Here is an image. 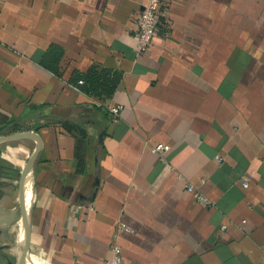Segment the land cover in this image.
Segmentation results:
<instances>
[{"label":"crops","instance_id":"crops-1","mask_svg":"<svg viewBox=\"0 0 264 264\" xmlns=\"http://www.w3.org/2000/svg\"><path fill=\"white\" fill-rule=\"evenodd\" d=\"M148 2L0 0V264H264V0Z\"/></svg>","mask_w":264,"mask_h":264},{"label":"built area","instance_id":"built-area-1","mask_svg":"<svg viewBox=\"0 0 264 264\" xmlns=\"http://www.w3.org/2000/svg\"><path fill=\"white\" fill-rule=\"evenodd\" d=\"M163 7L162 0H149L141 12L138 19V37H137V48L138 51L143 52L150 48L153 44L154 39L159 34V18ZM80 83H83L81 80ZM102 105V104H101ZM111 115L113 122H119L121 118V111L123 106L115 104L106 108ZM170 149L168 144H157L154 146L153 151L156 153H162ZM187 190L193 194L194 198L198 202L209 203L208 197L197 190L193 184H187ZM225 227V226H223ZM123 230H129V228L122 224L119 226L117 232L113 235V242L111 244V256L105 261L104 264H122L123 255L122 248L118 242L119 232Z\"/></svg>","mask_w":264,"mask_h":264},{"label":"trees","instance_id":"trees-1","mask_svg":"<svg viewBox=\"0 0 264 264\" xmlns=\"http://www.w3.org/2000/svg\"><path fill=\"white\" fill-rule=\"evenodd\" d=\"M82 84H79L84 90L95 93L100 99L111 97L119 81L120 74L107 69L92 67L82 75Z\"/></svg>","mask_w":264,"mask_h":264},{"label":"water","instance_id":"water-1","mask_svg":"<svg viewBox=\"0 0 264 264\" xmlns=\"http://www.w3.org/2000/svg\"><path fill=\"white\" fill-rule=\"evenodd\" d=\"M22 138H31L25 134H15L13 136H7V137H2L0 138V143H4V142H7V141H11V140H17V139H22ZM37 155V151L35 152L34 156L32 157V159L34 160L35 157ZM21 260L23 262H28L29 260V257L26 256L24 253H23V248H22V251H21Z\"/></svg>","mask_w":264,"mask_h":264},{"label":"bare ground","instance_id":"bare-ground-1","mask_svg":"<svg viewBox=\"0 0 264 264\" xmlns=\"http://www.w3.org/2000/svg\"><path fill=\"white\" fill-rule=\"evenodd\" d=\"M30 259H31V261H33V262H37V263L39 262V261H37V260H34V259H32V258H30Z\"/></svg>","mask_w":264,"mask_h":264}]
</instances>
